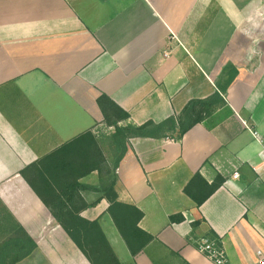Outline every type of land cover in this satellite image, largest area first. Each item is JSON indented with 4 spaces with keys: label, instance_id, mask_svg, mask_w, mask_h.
<instances>
[{
    "label": "crops",
    "instance_id": "1",
    "mask_svg": "<svg viewBox=\"0 0 264 264\" xmlns=\"http://www.w3.org/2000/svg\"><path fill=\"white\" fill-rule=\"evenodd\" d=\"M216 94L225 104L181 141L127 143L118 202L153 237L136 256L99 191L108 176L78 180L81 217L121 264H214L198 248L211 232L228 264L264 252V0H0V203L38 246L17 264H91L46 206L71 166L45 160L91 133L111 169L102 96L129 114L121 126H141ZM196 174L225 180L200 208L185 194Z\"/></svg>",
    "mask_w": 264,
    "mask_h": 264
},
{
    "label": "trees",
    "instance_id": "2",
    "mask_svg": "<svg viewBox=\"0 0 264 264\" xmlns=\"http://www.w3.org/2000/svg\"><path fill=\"white\" fill-rule=\"evenodd\" d=\"M98 103L105 115L106 123L115 129L112 135V146L119 155L113 168H109L108 161L93 135L85 134L45 160L52 161L54 157L61 154L63 157L65 156V159L62 160L64 161L62 162L63 166H71L72 170L67 178L71 181H68L63 188L59 186L58 191H52V194L55 193L53 204H46V206L91 264H121L107 241L100 223L98 221L90 222L81 217V213L89 206L80 197H77L81 188L77 183L78 180L95 171L108 176V180H105L99 191L103 192L109 201V213L132 255L136 256L153 240V237L139 228L144 214L135 207L118 202L115 190V172L126 155L127 143L129 140L138 138L156 140L169 138L181 141L187 132L202 123L215 108L225 104V101L219 94L206 100H193L188 103L179 116L171 117L160 124L149 121L141 126H121L120 124L127 122L130 116L107 96H102ZM43 166L44 161H41L29 170L34 168L40 170ZM23 175L28 179L26 171L23 172ZM224 183L225 180L221 176L213 184H209L201 174H196L186 186L185 194L200 208ZM34 190L39 194L38 190ZM184 220L182 215L171 218L173 223H181ZM202 221H196L193 224V229L197 228ZM209 239L215 241L217 247L223 248L221 239L214 232L210 233ZM37 248V244L27 231L0 203V264H17L30 257Z\"/></svg>",
    "mask_w": 264,
    "mask_h": 264
},
{
    "label": "built area",
    "instance_id": "3",
    "mask_svg": "<svg viewBox=\"0 0 264 264\" xmlns=\"http://www.w3.org/2000/svg\"><path fill=\"white\" fill-rule=\"evenodd\" d=\"M254 136L259 140L260 137L257 133H254ZM257 170V169H256ZM239 173L234 174V178H239ZM199 251L205 255L210 261L214 264H228L223 248L217 247L215 241L210 239H203L199 243ZM256 264H264V252H257V263Z\"/></svg>",
    "mask_w": 264,
    "mask_h": 264
},
{
    "label": "rangeland",
    "instance_id": "4",
    "mask_svg": "<svg viewBox=\"0 0 264 264\" xmlns=\"http://www.w3.org/2000/svg\"><path fill=\"white\" fill-rule=\"evenodd\" d=\"M112 135L108 138V140L103 142V145H104L105 149L107 150L106 151L107 156L109 157V159L111 161V165H110L111 168H113L115 161L117 160V156L119 155L118 153H116V151L114 150V148L112 146Z\"/></svg>",
    "mask_w": 264,
    "mask_h": 264
}]
</instances>
